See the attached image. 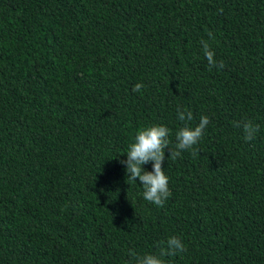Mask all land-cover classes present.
I'll list each match as a JSON object with an SVG mask.
<instances>
[{
	"label": "trees",
	"instance_id": "obj_1",
	"mask_svg": "<svg viewBox=\"0 0 264 264\" xmlns=\"http://www.w3.org/2000/svg\"><path fill=\"white\" fill-rule=\"evenodd\" d=\"M150 125L162 207L120 163ZM172 236L165 264H264V0H0V264H135Z\"/></svg>",
	"mask_w": 264,
	"mask_h": 264
},
{
	"label": "clouds",
	"instance_id": "obj_2",
	"mask_svg": "<svg viewBox=\"0 0 264 264\" xmlns=\"http://www.w3.org/2000/svg\"><path fill=\"white\" fill-rule=\"evenodd\" d=\"M211 36V33H209ZM203 53L208 61L210 69L212 67L223 68V62L217 65L214 59L215 53L210 50L207 41L202 40ZM143 84L137 83L133 87V91H140ZM178 119L180 121H191L193 114L191 111H181L177 108ZM210 120L207 116H201L199 123L194 128L187 125L180 128L176 133L177 150H170L168 139L170 130L163 125H150L147 128L139 130L134 138V143L129 145V150L126 154L127 159L120 161L121 164L126 165V173L128 180L135 182L137 179L143 186V198L157 206L162 207L166 199L171 195L168 188L169 178L164 173L162 167L165 160V149L170 150V157L175 159L181 155L182 150L193 149L202 138L206 127L209 125ZM235 127H240V123H235ZM259 131V125L253 124L252 121L243 122V132L245 141H251L255 138L256 133ZM192 154L195 156L197 153L193 149ZM152 164V171H147L143 166ZM159 255L145 254L137 256L134 251H130L129 255L135 259V264H165V260L161 257L176 256L178 253H183L187 249L182 240L178 237L172 236L167 241H162Z\"/></svg>",
	"mask_w": 264,
	"mask_h": 264
}]
</instances>
